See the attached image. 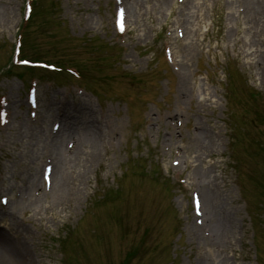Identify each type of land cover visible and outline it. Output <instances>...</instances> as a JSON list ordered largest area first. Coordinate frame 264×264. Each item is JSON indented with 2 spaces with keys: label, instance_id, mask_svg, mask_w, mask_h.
Segmentation results:
<instances>
[{
  "label": "rangeland",
  "instance_id": "1",
  "mask_svg": "<svg viewBox=\"0 0 264 264\" xmlns=\"http://www.w3.org/2000/svg\"><path fill=\"white\" fill-rule=\"evenodd\" d=\"M155 1L159 0H139L140 22L135 24L129 17V33L122 46L113 41L110 0H38L26 36V57L56 65L71 62L79 67L85 82L102 75H108L109 82L101 89L92 81L88 91L79 81L56 85L50 78L36 76L38 124H32L24 100L30 77L20 70L6 72L22 0H0V95L7 91L13 99L9 106L13 119L5 133L0 131V178L4 182H0V196L20 204L16 196L23 192L20 188L32 164L19 152L32 149L31 136L47 135L52 123L62 124L67 108L71 111L85 102L96 118L101 111L109 113V129L101 128L102 142L92 167L83 171L81 194L75 191L81 170L76 166L67 176L72 191L55 208L38 214L32 206L9 210L15 212L18 230H23L21 240L39 264H65L62 255L69 258L68 264H123L127 256L128 264H202L204 256L210 257L209 264H264V27L248 41V13L225 28L222 0H194L204 5L206 17L198 23L192 40L185 30L184 39L175 44L184 78L180 81L163 62L164 29L158 31L164 25L175 26V11L181 5L171 0L160 23L153 19L160 17ZM125 5L127 9L129 5ZM235 15L241 18L243 13L236 8ZM180 43L187 46L183 52L178 50ZM123 47L127 50L122 51ZM63 78L58 76L57 81ZM75 85L84 93L74 98L85 100H70ZM253 92L260 98H249ZM146 111L159 114L161 120L151 125L155 128L144 125ZM177 119L183 121L179 132L171 139L162 138L160 131ZM17 126L21 134L16 133ZM210 127L219 133L214 137L205 131L215 145L209 154L197 151L203 163H195L193 129L200 134ZM231 137L236 138L233 150ZM67 140L72 138H62L60 148ZM163 144L170 146V153L163 151ZM45 149L43 143L38 178L47 156ZM178 149L182 177L191 183L187 190L171 179L174 169L170 162ZM195 166L209 169L216 177L230 215L225 246L213 256H208L210 247L193 239L189 229L195 226L189 194L197 192L201 201L203 197L202 189L196 187ZM6 184L17 188L4 189ZM37 191H31L21 204L28 206L34 198L46 195ZM50 200L48 193L44 204ZM204 213L203 225L208 231ZM12 223L0 216L2 232L12 234Z\"/></svg>",
  "mask_w": 264,
  "mask_h": 264
},
{
  "label": "bare ground",
  "instance_id": "2",
  "mask_svg": "<svg viewBox=\"0 0 264 264\" xmlns=\"http://www.w3.org/2000/svg\"><path fill=\"white\" fill-rule=\"evenodd\" d=\"M229 5L228 8L232 9L233 2L226 1ZM171 3V0H162L160 2L159 14H162L164 8ZM135 4V0H132L131 5ZM189 7L182 8L178 12V16L181 17L183 21L182 25L186 29V34L190 40L193 39L195 31L197 29L198 23L204 20L206 17L205 12L203 11L202 5L199 1L194 2V0L189 1ZM244 10L245 13H248L250 19L248 20L250 23L249 30L251 31V36L248 37V41L253 39L254 34H260L264 27V21L262 20V0H244ZM98 11V8H97ZM129 12V11H128ZM244 13V15H245ZM136 14V12H135ZM133 14V11L129 12V16L134 20L135 24H138L140 20ZM231 15V13L229 14ZM195 27V28H194ZM194 28V30H192ZM193 33V34H192ZM196 35V34H195ZM196 37L194 38V44H196ZM252 42V40H251ZM183 52V50H180ZM182 78L180 81H182ZM75 101H79L75 99ZM58 106V105H55ZM94 109L85 102L77 103L76 106L72 108L70 111L67 108L63 112V116L61 118L62 124L61 128H59L58 132L55 135L45 134V132L41 134H36V136H31L33 140V147L30 151H20V154H24L26 158V162H30L32 164V168L29 169L26 174V178L24 179L25 185L20 188L23 190L22 193L31 192L34 188L40 186V180L38 178L37 171V161L39 152L43 149V143L45 144V152L46 155L52 160L54 164V170L51 171L52 175V190L50 195H52V200L44 204V199L46 195H42L41 198H34L33 201L28 206L21 204H16L15 201L7 203L5 208H0V216H5L8 220L13 222L11 225L12 234H7L2 232L0 229V264H39V260L36 259L35 256L31 255L27 248L25 247V243L21 240V232L18 230L16 221V214L14 211H9L14 208L16 209H28L29 206H32L36 211V214L39 212H47L53 207L55 208L60 204L62 198L65 197L66 194L71 193L69 189V184L71 182L68 179L69 170L73 167L78 166L79 172L77 173L78 178L75 184V191L79 195L81 194V181L85 179L83 176V171L88 170L92 167V161L94 155L97 154V149L100 146V142H102L103 137V129L101 132V128H103V124L106 122V114L102 113L103 118L94 117ZM77 124V126H76ZM197 128V125H196ZM83 133L85 134L83 136ZM197 137V129H195L194 136L197 138H193L191 142L194 144V162L197 161L202 164L203 160L201 155L197 156V151L202 153H206L210 150L211 146H214L215 140L208 137L205 130H200V134ZM67 137L72 138L71 140L66 141V144H75V149L71 152L63 149V144L60 148L61 139ZM44 152V153H45ZM210 151L208 152V154ZM70 156V157H69ZM72 156V158H71ZM194 173L196 179V187L202 189L203 197H202V210L205 212L204 214L208 215V235L204 236L203 232L201 233V227L189 226L190 233L193 236V239H196L200 243H204L210 247L211 255L213 256L217 253L220 247L225 246V242L227 240V236L229 231H231V226L228 227L230 221V215L227 210L223 206V197L221 195V189L216 182V177L211 175V171L207 168H198L195 166ZM12 175V174H11ZM42 175V169L40 176ZM55 176V177H54ZM54 177V179H53ZM84 177V178H83ZM10 181L8 180V183ZM195 184V183H194ZM18 185V184H16ZM10 185H5L6 189L17 188L14 186L9 187ZM0 189L1 186H0ZM5 189V188H4ZM64 195V196H63ZM204 198V200H203ZM19 201V200H18ZM12 204V205H11ZM20 207V208H19ZM220 207V208H219ZM5 209V210H4ZM207 210V212H206ZM221 211V212H220ZM222 215V217H221ZM205 217V215H204ZM207 222V219L204 218ZM20 233V234H19ZM208 260L210 257L204 256L201 260L202 264H209Z\"/></svg>",
  "mask_w": 264,
  "mask_h": 264
}]
</instances>
